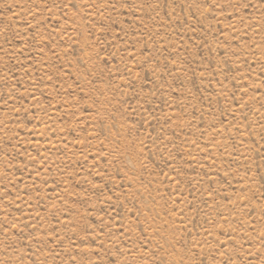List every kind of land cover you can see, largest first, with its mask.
I'll return each instance as SVG.
<instances>
[{
    "label": "rangeland",
    "instance_id": "1",
    "mask_svg": "<svg viewBox=\"0 0 264 264\" xmlns=\"http://www.w3.org/2000/svg\"><path fill=\"white\" fill-rule=\"evenodd\" d=\"M0 264H264V0H0Z\"/></svg>",
    "mask_w": 264,
    "mask_h": 264
}]
</instances>
